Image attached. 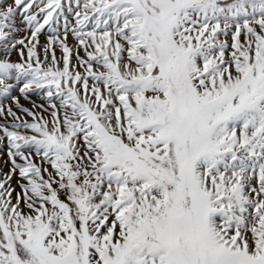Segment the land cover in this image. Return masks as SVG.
<instances>
[{
  "label": "snow or ice",
  "instance_id": "6c2138e0",
  "mask_svg": "<svg viewBox=\"0 0 264 264\" xmlns=\"http://www.w3.org/2000/svg\"><path fill=\"white\" fill-rule=\"evenodd\" d=\"M0 264H264V0H0Z\"/></svg>",
  "mask_w": 264,
  "mask_h": 264
}]
</instances>
